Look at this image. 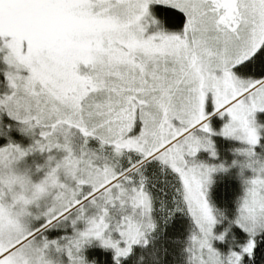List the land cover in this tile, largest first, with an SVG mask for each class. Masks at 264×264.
<instances>
[{
	"label": "snow or ice",
	"instance_id": "snow-or-ice-1",
	"mask_svg": "<svg viewBox=\"0 0 264 264\" xmlns=\"http://www.w3.org/2000/svg\"><path fill=\"white\" fill-rule=\"evenodd\" d=\"M0 264H264V0H0Z\"/></svg>",
	"mask_w": 264,
	"mask_h": 264
},
{
	"label": "trees",
	"instance_id": "trees-1",
	"mask_svg": "<svg viewBox=\"0 0 264 264\" xmlns=\"http://www.w3.org/2000/svg\"><path fill=\"white\" fill-rule=\"evenodd\" d=\"M234 171V170H233Z\"/></svg>",
	"mask_w": 264,
	"mask_h": 264
}]
</instances>
